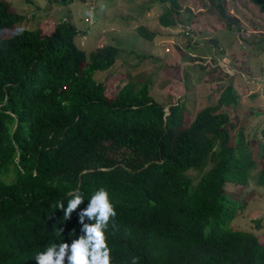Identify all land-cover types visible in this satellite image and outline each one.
<instances>
[{"label":"trees","instance_id":"trees-1","mask_svg":"<svg viewBox=\"0 0 264 264\" xmlns=\"http://www.w3.org/2000/svg\"><path fill=\"white\" fill-rule=\"evenodd\" d=\"M159 1L158 23L190 33L177 18L186 0ZM206 1L224 30H241L224 0ZM249 1L264 14V0ZM20 19L0 0V264H37V252L79 238V214L100 188L116 212L105 229L111 264L134 256L138 264H264L260 236L228 225L237 208L229 186L240 190L248 177L264 185V121L248 135L220 109L238 104L231 82L193 113L179 99L164 110L148 82L123 81L107 96L91 74L114 64L116 44L86 52L67 20L42 34L15 30ZM135 29L143 39L157 35ZM74 191L84 202L65 219L56 204L66 209Z\"/></svg>","mask_w":264,"mask_h":264},{"label":"rangeland","instance_id":"rangeland-1","mask_svg":"<svg viewBox=\"0 0 264 264\" xmlns=\"http://www.w3.org/2000/svg\"><path fill=\"white\" fill-rule=\"evenodd\" d=\"M4 1L11 11L21 15L15 30L37 29L47 34L65 19L76 29V44L86 52L101 44H116L114 64L91 74L95 81L106 84L107 96H112L115 86L123 81L137 86L148 82L149 95L163 104L164 110L168 103L179 99L193 113L204 105L215 104L222 91L228 92L223 88L231 82L238 104L220 109L227 111L230 120H237V125H244L248 135L264 121V14L249 0H224L227 12L239 19L241 30L233 26L231 31L223 29L206 0H186L177 18L190 28L189 36L182 34L185 26L164 27L158 23V15L166 9L159 0H72L65 4L57 0ZM91 1L94 7L91 23H87L84 17ZM138 25L157 35L152 40L143 39L136 33ZM213 36L216 44L209 41ZM197 62L208 65L192 66ZM214 65L219 67L210 71ZM219 86L222 88L217 89ZM256 111L262 113L254 116ZM213 151L210 149V154ZM186 173L194 178L198 174L192 169ZM231 187L226 193L233 194L237 208L228 225L259 235L264 242V185L254 184L248 177L240 190Z\"/></svg>","mask_w":264,"mask_h":264},{"label":"clouds","instance_id":"clouds-1","mask_svg":"<svg viewBox=\"0 0 264 264\" xmlns=\"http://www.w3.org/2000/svg\"><path fill=\"white\" fill-rule=\"evenodd\" d=\"M69 195L71 198L67 201L66 209L62 201L56 204V207L64 209L65 219L70 218L71 213L84 202L79 191ZM115 215V208L108 191L105 188L98 189L91 196L87 207L79 214L83 234L73 239L71 244L67 242L50 244L44 251L35 254V261L37 264H66V262L67 264H111V249L107 244L105 229L110 218ZM85 217L94 222L84 223ZM62 233V228L56 230L58 236ZM131 264H138V258L132 257Z\"/></svg>","mask_w":264,"mask_h":264},{"label":"built area","instance_id":"built-area-1","mask_svg":"<svg viewBox=\"0 0 264 264\" xmlns=\"http://www.w3.org/2000/svg\"><path fill=\"white\" fill-rule=\"evenodd\" d=\"M93 7H94L93 3L91 2L90 5H89L88 14H87V16L84 17V21L87 22V23L91 22V14H92V11H93ZM176 26L177 27H182L183 25L181 23H176ZM182 32H183V34L187 35L189 33V29L185 26V27H183Z\"/></svg>","mask_w":264,"mask_h":264}]
</instances>
